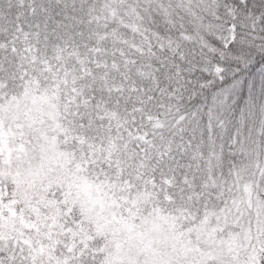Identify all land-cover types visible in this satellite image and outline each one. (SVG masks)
Instances as JSON below:
<instances>
[{"label": "snow or ice", "instance_id": "6c2138e0", "mask_svg": "<svg viewBox=\"0 0 264 264\" xmlns=\"http://www.w3.org/2000/svg\"><path fill=\"white\" fill-rule=\"evenodd\" d=\"M257 61L264 0H0V264H264Z\"/></svg>", "mask_w": 264, "mask_h": 264}, {"label": "rangeland", "instance_id": "374dc122", "mask_svg": "<svg viewBox=\"0 0 264 264\" xmlns=\"http://www.w3.org/2000/svg\"><path fill=\"white\" fill-rule=\"evenodd\" d=\"M240 76L244 79L236 81L233 92L234 104L228 114V119H232L236 106L239 100L240 90L247 92L246 101L243 104V109L239 113L240 119V136H247L256 141L264 140V133H261V128L264 127V62L251 63L240 70ZM232 85L226 89L232 88ZM248 126V133L245 129Z\"/></svg>", "mask_w": 264, "mask_h": 264}, {"label": "trees", "instance_id": "16d2710c", "mask_svg": "<svg viewBox=\"0 0 264 264\" xmlns=\"http://www.w3.org/2000/svg\"><path fill=\"white\" fill-rule=\"evenodd\" d=\"M241 74H239V79H244L243 76H240ZM229 85H225L224 87H228ZM211 96V90L209 92V97ZM246 96H247V92L245 91V87L243 89V91L240 90V94H239V100L237 101V103L235 104L236 109L234 111V113L232 114V119H228V123L226 125V127L221 130V129H217L216 130V138L221 140V142L227 144H230L231 141L233 140V138L237 137L238 135L240 136V132H239V128H240V119H239V113L242 111L243 109V104L246 101ZM208 97H200L199 100L195 101L192 106H191V110L195 111L196 109L200 108L202 103L207 102ZM245 129L248 133V126H245Z\"/></svg>", "mask_w": 264, "mask_h": 264}]
</instances>
